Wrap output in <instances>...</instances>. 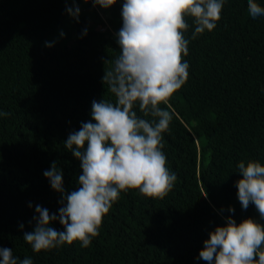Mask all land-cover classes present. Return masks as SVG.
<instances>
[{"label":"trees","instance_id":"trees-1","mask_svg":"<svg viewBox=\"0 0 264 264\" xmlns=\"http://www.w3.org/2000/svg\"><path fill=\"white\" fill-rule=\"evenodd\" d=\"M124 0L104 19L92 3L80 8L74 46L53 43L73 0H0V246L33 264H207L204 241L232 216L254 218L237 197L238 163L264 164V16L248 14L247 0H225L216 28L192 39L188 18L189 78L166 105L167 167L177 175L163 199L138 190L120 194L89 247L80 242L35 253L23 237L34 228L35 206L58 213L61 194L43 172L53 161L66 193L79 187L80 161L64 146L82 122H93V100H115L102 82L119 55ZM264 7V0H257ZM102 25L106 29L100 30ZM87 29V35H83ZM137 114L145 117L136 109ZM29 203L32 207H29ZM235 209L229 212V207ZM23 224V228L20 225ZM52 227L63 231L53 222Z\"/></svg>","mask_w":264,"mask_h":264},{"label":"clouds","instance_id":"clouds-1","mask_svg":"<svg viewBox=\"0 0 264 264\" xmlns=\"http://www.w3.org/2000/svg\"><path fill=\"white\" fill-rule=\"evenodd\" d=\"M116 2L92 0L94 6L104 9ZM224 3L225 0H124L123 23L117 33L119 55L102 77L115 100H93L94 123L82 122L80 129L70 132L64 141L65 148L80 161L79 187L65 192L63 173L55 161L43 172L51 188L61 194L62 206L58 213L35 206L34 228L23 237L33 252L77 241L81 247H89L99 235L103 217L122 192L138 190L146 197L163 199L172 190L177 175L169 171L162 151V133L169 130L172 115L160 105H166L189 78V64L183 60L188 55V18L192 20L195 39L216 28ZM247 3L251 18L264 16V7L257 0ZM73 4L66 11L78 22L80 8L76 0ZM83 35H87V29ZM46 46L53 45L46 42ZM137 106L145 117L153 119L139 116ZM10 115L0 110V117ZM237 167L242 177L236 181L242 209L254 205L264 220V164L241 160ZM228 211L235 209L230 206ZM56 221L63 231L51 226ZM203 243L199 258L207 264H264V224L254 218L237 223L228 216ZM0 264H33V260L27 256L19 260L12 249L0 246Z\"/></svg>","mask_w":264,"mask_h":264},{"label":"rangeland","instance_id":"rangeland-1","mask_svg":"<svg viewBox=\"0 0 264 264\" xmlns=\"http://www.w3.org/2000/svg\"><path fill=\"white\" fill-rule=\"evenodd\" d=\"M95 7L100 12L102 17L106 19L107 9H104L100 6H95ZM99 27H104V26L100 25ZM61 32L64 33L63 37H61L60 35ZM46 42L51 44L56 43L59 45L74 46L76 44V32L73 26V17L68 15L66 20L64 21V25L59 30V32L53 37H50ZM46 42H44L43 46H46Z\"/></svg>","mask_w":264,"mask_h":264},{"label":"built area","instance_id":"built-area-1","mask_svg":"<svg viewBox=\"0 0 264 264\" xmlns=\"http://www.w3.org/2000/svg\"><path fill=\"white\" fill-rule=\"evenodd\" d=\"M98 29L105 30L106 28L105 27H98Z\"/></svg>","mask_w":264,"mask_h":264}]
</instances>
